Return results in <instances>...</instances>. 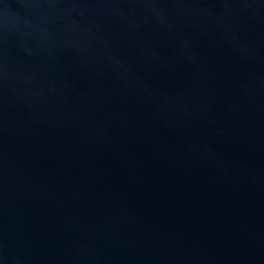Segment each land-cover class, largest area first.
Returning a JSON list of instances; mask_svg holds the SVG:
<instances>
[{
    "label": "water",
    "instance_id": "obj_1",
    "mask_svg": "<svg viewBox=\"0 0 264 264\" xmlns=\"http://www.w3.org/2000/svg\"><path fill=\"white\" fill-rule=\"evenodd\" d=\"M0 264H264V0H0Z\"/></svg>",
    "mask_w": 264,
    "mask_h": 264
}]
</instances>
